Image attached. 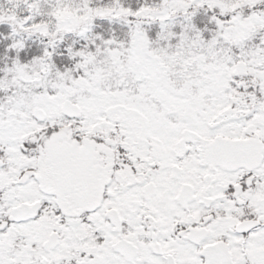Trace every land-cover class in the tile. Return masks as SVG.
I'll return each mask as SVG.
<instances>
[{"label": "snow or ice", "instance_id": "1", "mask_svg": "<svg viewBox=\"0 0 264 264\" xmlns=\"http://www.w3.org/2000/svg\"><path fill=\"white\" fill-rule=\"evenodd\" d=\"M0 264H264V0H0Z\"/></svg>", "mask_w": 264, "mask_h": 264}]
</instances>
